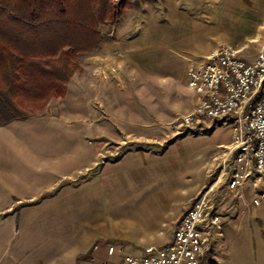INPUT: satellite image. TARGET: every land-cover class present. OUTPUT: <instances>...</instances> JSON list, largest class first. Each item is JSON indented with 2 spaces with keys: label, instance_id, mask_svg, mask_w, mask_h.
Returning <instances> with one entry per match:
<instances>
[{
  "label": "rangeland",
  "instance_id": "obj_1",
  "mask_svg": "<svg viewBox=\"0 0 264 264\" xmlns=\"http://www.w3.org/2000/svg\"><path fill=\"white\" fill-rule=\"evenodd\" d=\"M127 2L116 24L99 25L98 49L78 54V68L66 86L72 100L64 99L66 93L50 97L41 110L26 113L62 106L74 117L76 139L80 125L89 128L84 138L103 145L104 208L80 212L103 214L110 238L102 243L132 253L162 245L172 236V218L183 198L191 195L192 201L212 186L220 220L202 264H264V197L259 204L252 199L254 191L264 192V181L253 164L237 165L244 196L236 195L228 186L232 173L222 172L228 148L211 152L208 138H194L198 135L183 120L196 102L187 87L189 61L220 46L253 60L264 44V0H195L180 6L167 0ZM134 149L153 154L116 163L115 157ZM63 233L58 228V237Z\"/></svg>",
  "mask_w": 264,
  "mask_h": 264
},
{
  "label": "crops",
  "instance_id": "obj_2",
  "mask_svg": "<svg viewBox=\"0 0 264 264\" xmlns=\"http://www.w3.org/2000/svg\"><path fill=\"white\" fill-rule=\"evenodd\" d=\"M194 1L167 3L180 6ZM65 98L70 102L73 97L67 91ZM73 120L62 106L46 107L0 126V264H100L116 258L107 254L109 242L102 243L110 238L103 214H80L82 207L99 213L104 208L102 190L108 173L100 170L106 156L103 145L84 138L82 133L89 128L80 125L76 139ZM233 123L230 118L216 124L202 120L186 125L198 135L194 138H208L211 152L228 148L225 159L229 160L222 168L227 174L237 167ZM150 154L152 151L134 149L115 159L116 163L137 161ZM191 199V195L183 198L173 224ZM58 228L64 229L62 237L57 235ZM12 232L17 234L14 240Z\"/></svg>",
  "mask_w": 264,
  "mask_h": 264
},
{
  "label": "built area",
  "instance_id": "obj_3",
  "mask_svg": "<svg viewBox=\"0 0 264 264\" xmlns=\"http://www.w3.org/2000/svg\"><path fill=\"white\" fill-rule=\"evenodd\" d=\"M187 87L196 94L186 124L208 120L213 124L232 118V150L240 169L254 165L264 181V44L248 61L230 46L191 59L187 67ZM242 164V165H240ZM235 167L228 186L243 197V175ZM259 204L264 192H253ZM217 192L212 186L201 190L175 222L171 238L159 246L147 245L139 252H127L112 242L107 254L116 256L100 264H202L210 256L211 235L218 226Z\"/></svg>",
  "mask_w": 264,
  "mask_h": 264
},
{
  "label": "trees",
  "instance_id": "obj_4",
  "mask_svg": "<svg viewBox=\"0 0 264 264\" xmlns=\"http://www.w3.org/2000/svg\"><path fill=\"white\" fill-rule=\"evenodd\" d=\"M127 0H0V125L61 97L79 53L98 49Z\"/></svg>",
  "mask_w": 264,
  "mask_h": 264
}]
</instances>
